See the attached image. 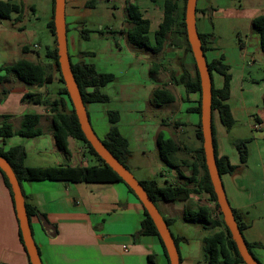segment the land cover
I'll list each match as a JSON object with an SVG mask.
<instances>
[{
	"label": "crops",
	"instance_id": "1",
	"mask_svg": "<svg viewBox=\"0 0 264 264\" xmlns=\"http://www.w3.org/2000/svg\"><path fill=\"white\" fill-rule=\"evenodd\" d=\"M89 1L91 0H64V19L67 52L71 62L92 64L98 72L110 73L115 77L113 82L100 89L108 97L107 102L85 105L94 133L99 139H103L110 127L107 112H118L117 129L126 139L131 153L126 163L127 167L129 165L134 172H139L140 160L149 161L151 154L157 155L165 171L160 172L165 182L164 185L171 183L195 188V183L189 182L187 178L191 177L193 168L197 180L202 175L195 154L199 144L196 140V145L189 146L187 141L195 138L199 118L191 111V108L196 106L198 96L196 93L186 92L183 86L171 82V76L175 75L172 68L169 70L167 82H162V84L156 80L163 71H166L167 65L169 66L172 61V57L162 54L166 44L158 53L159 58L151 60L139 49H131L126 43L127 37L120 34L118 35L122 39L119 41L121 45L113 41V37H103L91 30L88 40H83L81 29H86L85 24L91 18L90 13L99 9L94 7L95 4L87 7L86 3ZM93 1L111 4L112 9L122 14L127 3L135 4L144 19L150 17L156 22L155 29L152 31V40L149 37L150 22L147 35L149 42L153 44L154 32L162 21L163 0H160L162 2L160 7L153 6L152 2L145 4L144 0ZM156 2L158 0L154 3ZM140 4L143 5L142 8ZM196 14L199 15L201 21L200 31L196 26L197 32L206 35L207 49L204 53L206 61L211 62L221 58V62L228 67L227 73L230 74L231 80L227 104L234 121L236 118L251 121L250 129L262 132L264 130L262 104L264 91L258 92L255 86L259 83L245 79L244 74L249 73V70L264 59V53L259 48V36L252 29V20L264 15V0H196ZM50 16L51 0L49 20ZM124 23H126L125 18L120 19L117 26L118 31L123 29ZM223 28H227L229 33L237 36L238 42L236 41L233 47L219 45L223 41H221L223 36L221 32L225 30ZM110 32L111 30H108L105 33ZM3 33L0 22V36ZM92 40L98 45L94 43L95 47L84 49L83 43H89ZM239 44H242V47ZM171 46L177 52L183 51V61L180 54L175 56L179 60L178 65L180 61L182 62L183 71L186 69L185 65L190 60V56L184 50L180 39L177 38ZM17 49H19L18 45ZM124 52L127 53L122 55ZM11 53L13 54L14 50ZM150 54L154 53L150 52ZM83 58L90 59V61ZM166 61L169 64H164ZM101 63L109 67L103 68ZM141 63L150 64L147 71L143 72L142 79L139 80V69L135 68V65ZM152 64L159 67L154 77H149V68ZM111 65L115 66L112 70L122 73L121 82H118L116 75L110 72ZM181 73V71L178 72L175 75L176 78ZM3 76L7 79L0 81V123L2 116H9L7 121L13 130H17L25 114H37L40 115L39 128L42 134L33 138L13 135L4 141L0 139V147L7 150L11 147L22 146L25 150L23 164L30 168L85 167L89 166L91 161L95 164L94 158L86 153L83 146L76 144V140L70 137L67 139L68 155L56 148L52 136L49 106L21 102V97L26 93L39 94L47 102L54 98L64 99L65 96L58 94L61 84L57 82L56 74L51 83L40 87L25 85L12 73L5 75L0 70V77ZM222 82L223 78L214 72L212 74L214 88H220ZM161 88L172 94L174 97L172 103H176L179 99L178 107L172 114L173 117L167 122H163V119L156 120L155 123L142 122L141 116L139 117L143 106L141 103L147 102L149 107L152 102V92ZM253 111H255L254 114ZM215 114L218 121L219 117L217 112H212L216 152L218 156L227 157L231 165H237L239 159L238 155L236 156V150L226 147L224 127L221 125L223 127L221 130H216L214 127ZM168 125L173 126L174 131H171ZM164 131L168 132L169 136ZM159 133L163 134L166 139L173 140L178 146V150L169 158V164L161 160L158 147L157 150H149L148 147L150 142L156 144ZM178 135L182 138L179 139ZM262 152V148L261 150L259 148L257 162L253 169L249 168L250 160L247 155L246 163L242 165L245 170L240 173L237 180H233L231 174L220 175L223 177L221 181L231 209L236 211L239 220L246 226L241 232L242 237L246 243L252 244L250 250L260 264H264V157ZM148 179H154L157 182L155 178L146 174L137 180ZM20 188L24 202L35 207L44 216L43 219L40 215H34L29 220L42 264H167L157 238L138 234L143 219L142 209L123 184L41 180L21 181ZM158 202L162 206V212L157 207L159 214L163 219L171 221L168 229L171 235L178 239L177 251L180 264H207L202 258L201 246L202 239L207 237L206 230L210 226L185 222L183 213L186 209H196L200 206L207 207L209 210L214 208L208 195L199 191L191 194L187 200ZM175 204L179 205L176 216L173 215ZM18 229L11 198L0 175V264H28L27 254L19 240ZM219 230H212L208 236ZM190 233H194V237H191Z\"/></svg>",
	"mask_w": 264,
	"mask_h": 264
},
{
	"label": "trees",
	"instance_id": "2",
	"mask_svg": "<svg viewBox=\"0 0 264 264\" xmlns=\"http://www.w3.org/2000/svg\"><path fill=\"white\" fill-rule=\"evenodd\" d=\"M147 1L154 3L156 0ZM95 3V1L91 0L86 3V6L92 7ZM185 3L186 0H163L162 21L158 25L157 30L154 32L153 44L149 42L147 36L149 30V21L142 17L141 13L138 10V7L133 3H127L124 7V12L126 14L127 23L131 25L130 29L127 31V40L133 47L158 54L163 49L167 40H170V43L172 44L175 43L176 39L178 38V40L180 39L184 50L190 56L193 74H189L187 69H184L178 78H176L175 75H172L171 82L183 86L186 92L196 93V95L198 96L196 106L191 108V111L196 113L199 118L195 130V138L198 141L199 146L196 149L195 154L198 161V166L202 170V175L197 180L195 176V169L193 168L191 177L187 178L189 182L195 183V188H187L183 185H175L171 183H166L165 185L160 186L154 179L138 180V182L143 187L144 191L150 197L154 204H156V202L158 201H183L187 200L193 193L199 191L205 192L208 195L209 200L214 204V209L217 211V215L215 217L212 216L211 210L203 206L197 207L196 209H186L183 213V220L185 222L200 223L204 226H210L220 229L213 235L204 237L202 239L201 251L203 260L207 264H244L240 255L238 254L236 245L232 240V237L220 213L219 207L216 203V197L206 170L202 148V134L200 129V83L194 59L192 57L190 47L186 38L184 24ZM21 13L22 7L19 3H17V0H0L1 20H11L12 15L15 14V20L18 22L20 21ZM46 26L53 38L52 46L49 47L45 53V57L50 60L49 63L42 65L40 63H34L26 59H19L11 65L2 66L0 70H2L5 75L7 73H12L19 81H21L25 85L38 87L42 86L43 84L51 83L53 80V76L56 74L57 80L61 84V87L58 90V94L65 96L64 99L54 98L52 99V101L47 102L44 101L39 94L26 93L21 97V102L49 106L51 112L52 136L56 148L63 154L68 155L69 150L67 139L70 137L82 144L84 150H86V153L94 158L95 164L85 167L58 166L49 168H30L24 166L23 164V160L25 158V150L22 146L11 147L7 150H4L2 147H0V157L5 159L9 163L17 181L19 182V185L21 181L41 180H61L85 183H121L125 186L127 191L132 194L138 201L133 191L94 152L90 144L86 141L80 129L78 120L75 116L71 101L64 87V82L62 80L58 67V55L53 26V0H51L50 20L47 22ZM252 29L259 36V48L264 53V15L258 16L252 20ZM90 32L91 31L88 29H81V38L83 40H88V35ZM98 33L101 34L102 32L98 31ZM198 35L201 41L202 50L205 53L207 49L205 42L206 35L200 34L199 32ZM239 46L242 47V44H239ZM28 51L29 48L26 45L22 46V53H26ZM70 67L79 89L82 101L85 105L89 103H104L108 101V97L104 93H102L100 89L105 85L113 82L115 80L114 75L110 73L98 72L92 64H74L71 62V59ZM158 67L159 66L152 64L149 68V75L154 76L158 71ZM207 67L211 76V110L212 112H217L220 124L226 130H229L233 126L234 119L232 117L230 107L227 104V100L229 99L230 95L231 80L230 74L227 73L228 67L221 62V58L213 60L211 62H207ZM214 72L219 74L223 78L222 86L218 89L214 88L212 84V74ZM6 79L7 78L4 76L0 77V81H6ZM173 101L174 97L172 96V94L164 88L155 89L152 92V102L157 106L170 104ZM262 104L264 107V95L262 98ZM8 118L9 116H2V122L0 123V139H2V141L13 135H17L23 138H33L42 134V130L39 128L40 115L33 113L25 114L22 117L20 126L17 130L12 129L11 124L7 121ZM107 118L110 127L105 137L100 140L102 141L106 149L118 160V162L128 169L126 163L131 153L128 149V143L126 139L120 135L117 129V122L119 120L118 112L108 111ZM211 130L217 171L220 175L230 174L235 170L236 167L229 163L227 157L218 156L216 152V140L213 124H211ZM248 141L249 140L246 139H239L234 142V148L237 152L239 163L241 165L245 164L247 160ZM156 144L161 160L164 163L169 164V158L173 153H175L176 150H178L177 144L171 139H166L161 133H159L156 138ZM0 175L5 187L9 192L13 205L12 192L8 180L1 170ZM138 203L140 204L143 213V219L140 223L138 234L156 237L163 250L165 260L167 264H169L164 246L158 236L157 230L152 220L148 216L141 203L139 201ZM24 205L28 220H30V217L34 215H40L44 219V216L40 214L35 207L26 204L25 202ZM232 213L239 230L242 232L246 227L245 224H243L239 220L236 211L232 210ZM163 220L168 227L171 221L166 219ZM18 235L23 250L26 254L19 229ZM173 240L177 248L178 239L173 237ZM246 246L248 251L254 257L250 250L252 244L246 243ZM28 264H30L29 261Z\"/></svg>",
	"mask_w": 264,
	"mask_h": 264
},
{
	"label": "rangeland",
	"instance_id": "3",
	"mask_svg": "<svg viewBox=\"0 0 264 264\" xmlns=\"http://www.w3.org/2000/svg\"><path fill=\"white\" fill-rule=\"evenodd\" d=\"M17 3H19L22 7L20 21L17 22L15 20V17H16L15 14L12 15L11 20H3V19L1 20L0 19L1 20L0 22L4 30V33L0 36V65L3 66L7 63H13L20 58L29 59L33 61L34 63H40V64L49 63L50 60H48L45 57V53H46V50L49 47H51L53 44L52 42L53 38L51 34L49 33V30L46 26L49 20V14H50V0H17ZM144 3L150 4L151 2L144 0ZM161 3L162 2L158 0V2L153 3V6L160 7ZM111 6L112 5L108 3L96 2L94 7H96V9L98 8L99 9L95 11L94 13L92 12L90 13L91 16L89 17L91 18H89L87 24H85V27L86 29L91 30V31H95V32L101 31L102 33L100 34V36L113 37V41H117L119 44V41L122 40L121 36L127 37V31L130 29L131 25L127 23L125 12L123 14L121 12L119 13L116 10L112 9ZM142 7L143 5L140 4V8ZM123 18H125L126 23H124L123 29L118 31L117 26L120 23V19H123ZM147 19L149 20L150 25H151L149 37L152 40V31L155 29L156 22L154 19L152 20V18L150 17L149 18L147 17ZM195 22H196L198 31H200L201 21L199 19V15L196 13H195ZM126 29L127 31L125 32ZM223 29H225L223 32H221L223 35L221 41L222 40L223 41L219 45L224 46V47L228 46V48L233 47L235 45V42L236 41L238 42L237 36L235 37L234 34L229 33L227 28H223ZM108 30H111V32L106 34L105 32ZM114 32L116 33L114 34ZM118 34H120L121 36ZM242 36H243V33H242ZM167 42L169 41L167 40ZM167 42L165 43L166 46L163 49L162 54L172 57V61L170 62V64L167 63V61L166 63H164V64H169V66L167 65L168 68H166V71H163V73H161L162 75L156 78V80H159L161 83L167 82L170 68H172L173 73L177 75L178 72L180 71L182 72V69L184 67L181 61L179 65L177 64L179 60H177V58L175 57L176 54H180L181 59L183 61V58H182L183 51L177 52V50L171 46V43L169 42L168 44ZM94 43L95 42L93 40L90 41L89 43L84 42L83 48L89 49V48L95 47V44L98 45L97 43L95 44ZM126 43L127 45L129 44L128 46L131 49L135 48L127 41V39H126ZM17 45L19 49H17ZM24 45H26L29 48V51L27 53L21 52V48ZM136 49H139V48H136ZM12 50H14L13 54L11 53ZM139 50L141 53L147 54V56H149L150 57L149 59L151 60L153 58L158 59L160 55V54L152 55L150 54V52L148 53V51L144 49H139ZM125 53L127 52H124L122 55H125ZM83 59H85L86 61H90V59H87V58H83ZM149 64L141 63L140 65H137V66L135 65V68L139 69L138 70L139 80L142 79L143 72L147 71ZM191 64H192L191 60H189L188 63L185 65V68L187 69L189 74L192 75L193 68ZM100 65L103 68L109 67V66H104L105 65L104 63H101ZM112 69H115V66L111 65L110 72L116 75L118 82H121L123 80L122 73L120 74ZM249 71H250L249 73L246 72L244 74V78L247 80L251 79L252 81H257L256 83H259L258 86H255L257 88V91L258 92L264 91V83H262V81L264 80V59L261 60L260 64H256L255 67ZM149 77H154V76L149 75ZM174 93L176 95V98H178V95L176 94L175 91ZM178 102H179V99L176 103H172L168 106L167 104H165L164 106H156L151 102L149 107L147 106V102H143L141 103L143 106L141 107V111L139 112V117L141 116L142 122L146 121V122L155 123L156 120H161V119H163V122H167L171 120V118L173 117L172 114L174 113V111H176L178 107ZM259 103L260 102L258 101V104ZM255 111H253L252 113L254 114ZM213 122H214V127L216 130H221L223 128L221 124L219 123L216 114L214 115ZM250 123L251 121L248 122V121L242 120L241 118H236V120L233 123V126L229 130H226L225 128L224 129L226 132V135H225L226 145H227L226 147L227 148L229 147L230 150H235L234 142L236 140H239V139L249 140L247 142V151H248L247 155L249 156V160H250L249 168L253 169L254 168L253 166L257 162L259 148L260 150L262 148L263 150L262 155L264 157V130L262 132H259L257 130L255 131L253 129H250V126L252 125V123L251 124ZM168 128L171 131H174L173 126L168 125ZM164 133L167 136H169L168 132L164 131ZM178 138L181 139L182 136L178 135ZM75 142L79 146L82 145L78 141H75ZM187 143L189 146H191V145H196L197 141L195 138H193L191 141H187ZM148 147H149V150H157V146L153 142H150V144L148 143ZM151 156H152V159H151ZM156 156L157 155L151 154L149 156L150 157L149 161L140 160L141 165H140L139 172H134L131 169V166L129 165H128V168L130 169L131 173L133 174L135 178L140 179L143 177L144 174L150 175V177L155 178L157 180L160 186H163L165 182L163 181V176H161L160 172L164 173L165 171L163 170L162 163ZM236 156H237V152H236ZM92 164L93 162L91 161L89 162L88 165H92ZM233 166H235L236 168L232 173H230L232 175L231 178L233 180H237L240 173L244 172L245 167L239 163V160H237V165H233ZM221 180H223L222 176H221ZM155 206L156 208L158 207V209L162 212L161 203L157 202ZM173 208H174L173 215L176 216L177 215L176 210H178L179 205L175 204ZM211 213L213 217L217 215V211L213 207L211 208ZM217 229L219 228H213V227L209 228L208 227L205 235L208 236L210 235L212 230H217ZM194 235H195L194 233L192 234L190 233L191 237H194Z\"/></svg>",
	"mask_w": 264,
	"mask_h": 264
},
{
	"label": "water",
	"instance_id": "4",
	"mask_svg": "<svg viewBox=\"0 0 264 264\" xmlns=\"http://www.w3.org/2000/svg\"><path fill=\"white\" fill-rule=\"evenodd\" d=\"M195 13L196 0H186L184 24L186 38L194 59L200 83V129L202 134V148L206 170L216 197V203L243 263L260 264L247 249L246 243L242 237V233L236 224L231 207L226 198L220 174L216 168L211 130V76L196 29ZM53 26L59 71L64 82V87L71 101L75 116L78 120V124L86 141L90 144L94 152L105 162V164L108 165L133 191L157 230L158 236L164 246L168 263L180 264L173 237L162 216L159 214L155 204L146 194L143 187L133 176V174L125 166L119 163L118 160L106 149L90 125L86 112V106L82 101L79 89L70 67V59L67 52L66 42L64 0H53ZM0 170L4 173L10 185L18 228L24 248L26 250L28 261L30 264H42L37 246L32 236L19 182L17 181L9 163L1 157Z\"/></svg>",
	"mask_w": 264,
	"mask_h": 264
},
{
	"label": "built area",
	"instance_id": "5",
	"mask_svg": "<svg viewBox=\"0 0 264 264\" xmlns=\"http://www.w3.org/2000/svg\"><path fill=\"white\" fill-rule=\"evenodd\" d=\"M35 47V46H34Z\"/></svg>",
	"mask_w": 264,
	"mask_h": 264
}]
</instances>
